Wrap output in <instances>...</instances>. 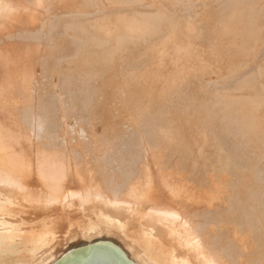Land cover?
Wrapping results in <instances>:
<instances>
[{"label": "bare ground", "instance_id": "bare-ground-1", "mask_svg": "<svg viewBox=\"0 0 264 264\" xmlns=\"http://www.w3.org/2000/svg\"><path fill=\"white\" fill-rule=\"evenodd\" d=\"M97 1L100 0H0V202L4 203L0 204V264H55L66 255H60L59 249H54L59 241L56 239L57 234L64 231L68 232L65 241L81 237L79 240L88 241L85 247L94 245L90 244V240L95 236H108L125 247L127 251L106 242L120 250L131 264H264V180L257 163L244 150L247 148V152H252L255 145L258 147V140L262 141L261 145L264 144L263 64L260 69L263 82L258 87L241 86L245 92L240 96L230 93L232 89L223 90L217 98L221 105H226L225 109L231 107V111L234 109L237 113L232 119L230 115L226 117L235 125L234 130L245 137L248 147L244 144L245 147L239 151L241 139L237 137L238 134L226 140L228 135L218 132L220 127L214 120L215 123H212L218 130L213 131V137V128H210L213 138L207 135L208 131L204 130L207 126L204 128L202 120L205 118L204 108L206 112L208 106L204 107L202 103L203 111L198 109L200 98L196 101L198 105L193 102L194 106H191L192 100H188V94L181 92L189 73L195 71L193 76H197L209 66L197 63L205 53L200 47L198 49L203 55H194L196 47L191 44L193 40L188 42L196 35L190 33L193 27L187 21L189 18H178L176 14L170 20L169 11L164 17L162 13L165 9L159 13L161 6L159 4L158 8L155 4V7L152 3L155 0H149L150 7L159 9L153 16L130 14L116 7L121 12L113 8L116 14L109 10L106 13L110 14L105 17H101L100 13L98 18L91 17L92 11L103 7L99 5L91 9L101 3ZM255 1H222L218 10L210 5L211 13H207L211 15V21L215 22L213 37L219 42L221 39L226 40L222 52L218 46H215L217 49H207L212 50L210 54L217 55L215 57L229 56L230 70L242 62L238 64V60L246 56L249 58L255 46L258 47L259 43L260 47V41L264 40V11L259 7L261 4L258 6ZM118 2V6L123 4L120 0ZM176 2L170 0L169 3ZM124 3L127 1L124 0ZM210 7L207 9L210 10ZM203 11L206 10H202V14ZM194 19L200 21L196 16ZM159 31L162 36L157 37ZM148 36L151 37V43L146 41L149 40L146 38ZM154 37L156 41L152 39ZM50 42L54 51L48 54L51 58L49 64L46 63L48 52L43 46ZM198 42L202 45L201 40ZM137 45H141L145 51H141V55L145 56L143 65L138 62L139 67L134 63L138 69L135 67L137 73L134 74L132 72L135 71L130 70L134 67H130L132 75L128 74L129 67L127 71L120 67L121 72L117 75L126 71L127 77H124L127 79L117 75H114V79L112 73L118 72L114 71L118 70L116 66L119 59L122 58V62H119L123 63L124 59L132 57ZM136 54L134 56L138 57ZM62 55H65L64 58ZM166 55L170 58L167 57L170 60L168 62H172L170 66L176 64L182 69L184 62L178 58L189 62L197 56V62L192 61L193 64L188 67L183 65L186 67L184 70L171 68L168 72L165 68L168 73L162 74V60ZM207 58H204L205 61L210 60ZM127 62L130 61L125 60ZM210 62L213 65L207 64L217 69L218 62L216 65ZM235 62L236 65L233 64ZM215 67L208 69L214 71ZM43 68H51V73L46 70L51 74L48 73L50 79H53L49 82L51 91L54 88L61 89L59 95L69 100V104L66 100L61 103L64 106H61L62 113L58 111L60 117L56 116L57 112L55 114L57 107L53 101L54 93H42L46 95L44 100L40 99L39 93L34 95L35 99L32 96V83L37 82L35 74ZM95 72H99L98 78ZM190 80L194 81L192 78ZM197 88L199 90L200 87ZM190 92L191 95L193 92ZM203 98L200 100L205 102ZM108 100L116 102L111 104ZM82 108L87 115L82 114ZM76 117L88 123L90 121L92 125L88 130L94 146L88 154L87 150L85 154L84 150L80 152L82 163H79L81 156L78 153L71 157L72 149H65L59 141L67 132V129H63L65 123ZM210 119L211 116L206 118L205 123ZM44 124L47 131L38 133ZM200 125H203L205 134L200 130ZM128 126H131V130L135 127V133L140 132L143 148L125 139L128 133L123 130ZM77 128L80 134L81 130L87 129L82 126V129ZM32 139H35L34 142ZM105 142H112L118 149L124 143H127V147L124 151L119 150L114 159L105 157L102 162H96L101 159L100 151ZM259 147L256 148L257 153ZM104 152L103 155L108 150ZM88 155L91 161L98 157L94 164L91 163L92 166L85 161ZM84 161L85 167L82 166ZM224 200H227L226 208ZM90 201L96 209L91 214L85 207L78 210ZM60 204L64 205L62 208L75 206L78 212L76 208H71L60 215ZM35 207L48 217L58 215L49 228L42 227L47 223L45 219L33 224V220L26 216ZM129 212L135 213L137 223L132 222ZM96 217L103 218V222ZM36 243L40 246L26 251L18 249L22 245L32 246ZM12 247L17 250L13 251ZM175 250H178L176 257ZM14 258L20 261L14 262Z\"/></svg>", "mask_w": 264, "mask_h": 264}, {"label": "rangeland", "instance_id": "rangeland-1", "mask_svg": "<svg viewBox=\"0 0 264 264\" xmlns=\"http://www.w3.org/2000/svg\"><path fill=\"white\" fill-rule=\"evenodd\" d=\"M123 4H120V6H118L119 5V3L120 2H118V0L116 1L115 0V2H118V3H115L114 2V0H100V1H97V2H101L100 4H98V5H96L95 6V8H91V9H96V8H98L97 6H103L104 7V9H102V8H98L97 10H94V11H92L93 13H94V15H93V13H91V17L92 16H94L95 18H98V16L99 15H101V17H105V16H107L108 14H110V13H106V12H109V10H112L113 8L115 9L116 7H120V8H122V9H124L125 11H129L130 12V14L131 13H135V14H137V15H141V16H143V15H147V16H153V15H155L158 11H159V9H155V8H153V6H151L150 7V5L151 4H149L150 3V1L149 0H146V1H144V0H136V2H135V0H134V2H133V0H125V2L127 1V3H124V0H120ZM147 1H149V2H147ZM156 1L158 2V3H156ZM165 1V2H164ZM170 2V0H155V2H152V3H154V6H155V4H157V7L159 8V4H160V6H161V9H160V11L161 10H163V9H165V10H167L166 12H165V10H163V13H162V11L160 12L159 11V13H162L163 15L165 14V15H167L169 12L171 13H169L168 14V17L170 18V20L171 19H173V17L175 18L176 16L178 17V18H185L186 17V20L187 21H190L189 22V25L191 26V28L193 27V30L190 32L191 34H196V35H190V33H189V36L191 37V39L189 40L188 39V42H191L192 40H193V42H191V44L193 43L194 45H195V51L193 50V53H194V55H198V57L202 54V53H205L206 55L207 54H209V55H211V56H209L208 57V55L206 56L205 54H204V56H206V57H204V56H202V57H199L200 59H199V61L197 62V56L195 57H193L192 59L193 60H190L189 62H188V64H187V62H185L184 60H182L181 58H178L179 59V61L181 62H184V64H182V67H183V69L181 68V67H179V68H181L180 70H184V68H186V67H188L187 65H191V64H193L192 63V61L193 62H197V63H199L200 62V64L199 65H203L204 67L206 66H208L207 67V70L205 69V71L203 70V72L204 73H202V72H199L200 74H198L197 72V76H193V74H195L194 72H193V74H191V73H189V75L190 76H188V77H186V76H184V77H186V81H187V79H188V81L187 82H190V83H188V85H187V82L185 81L184 82V90H182L183 88H182V86L183 85H181V87H180V89H181V92L183 93V94H188V100L189 99H191L192 101V104H191V106H194L193 104V102H196V101H198V98H202L203 96H204V98L203 99H205V102H204V100H203V102L199 99V105H201L202 103H204L203 105H204V107H207L208 106V108H206V109H208V110H206V112L208 113H206L205 112V108H204V120L206 119V118H210V116H211V121L210 120H208V122H207V124L205 123L206 121H204V120H202V122L204 123H202L203 125H204V128H203V125H200V126H202V129H200L199 127V129L200 130H202V132H204V134L208 131V133H207V135L209 134V135H211V137H212V134H213V137H214V135H215V132H213L214 130H218V127H220L219 128V130H218V132L220 133V134H224V135H228V139H226V140H229V139H231V137L233 136V135H237L238 133H237V130L235 131L234 129L236 128L235 127V125L232 123V122H229V117H226L227 115L229 116L230 115V119H232L231 117L233 116V115H236L237 113L236 112H234V109H233V111H231L232 110V108L231 107H228L229 108V110L226 108L225 109V107H226V105H224L223 106V103H222V105H221V102L218 100L219 98L218 97H220L222 94L221 93H223L224 91H228L229 89L231 90H229L230 91V93H232V92H234V93H232V94H234V95H236V96H240L241 94H243L245 91L244 90H242L243 88V86H251L252 87V85H253V87H258L262 82H263V78L261 77V75H260V69L261 68H263L264 67V40H262V41H260V42H262V43H260V47H259V43L257 44L258 45V47L257 46H255L256 48H254V50H253V52H252V54L249 56V58H248V56H246V58H242V60H238V64H239V62L240 61H242L238 66L236 65V62L235 63H233V64H235L236 66H232L233 68H232V70H230V68H229V66H228V64H230L231 63V61L229 60L230 58H228L229 56H225V55H220V57H215V56H217V55H214V54H210V52L212 53V50H210V49H214V48H216L215 46H218L220 49H219V51L220 52H222V49L221 48H225V44H226V40H222L221 39V42H219V40H216L214 37H213V35H212V29H213V26H214V21H211L212 19H210V17H211V15H209L208 16V11H210L209 13H211V9H212V7H214V10H216L218 7H219V3L221 4L222 3V1L223 2H225L226 0H201L202 2H200V0L198 1V0H177V2L175 3V4H170L169 2ZM181 1V2H180ZM198 1V2H197ZM210 1V3H208ZM217 1V2H216ZM220 1V2H219ZM255 1V0H254ZM106 2V3H105ZM128 2H130V3H128ZM145 2V3H144ZM188 2V3H187ZM211 2H213L214 4H211ZM216 2V3H215ZM256 2V4H258V6L261 4V6L262 5H264V0H256L255 1ZM258 2V3H257ZM167 3V4H166ZM218 3V4H217ZM140 4V5H139ZM149 6H148V5ZM163 4V5H162ZM198 4V5H197ZM209 4V5H208ZM136 5V6H135ZM142 5V6H141ZM148 7H146V6ZM153 5V4H152ZM190 5H192V8H191V6ZM205 5H207V6H209L210 7V5H213L212 7H210V10L209 9H207V8H209V7H205ZM124 6H125V8L127 9H125L124 8ZM145 6V8H143ZM163 6V7H162ZM165 6V7H164ZM186 6V7H185ZM194 6V7H193ZM261 6H259L260 8H261V10H263L264 11V6L263 7H261ZM128 7V8H127ZM135 8V9H130V8ZM156 7V6H155ZM216 7V8H215ZM151 8V9H150ZM153 8V9H152ZM177 8V9H176ZM182 8V9H181ZM263 8V9H262ZM138 10V12H137V10ZM144 9H145V11H144ZM150 11H148V10ZM188 9V10H187ZM195 9V10H194ZM206 10V11H203V14L201 13L202 12V10ZM220 9V8H219ZM100 10V11H99ZM106 10V11H105ZM116 10V9H115ZM115 10H112V12L111 13H113ZM133 10V11H132ZM136 10V11H135ZM153 10V11H152ZM157 10V11H156ZM218 10V9H217ZM91 11V10H90ZM105 13H104V12ZM120 12H121V10H119ZM119 11H118V9L116 10V12H118L119 13ZM156 11V12H155ZM169 11V12H168ZM116 12H114L115 14H116ZM149 12V13H148ZM168 12V13H167ZM181 12V13H180ZM200 12V14H198ZM97 13V14H96ZM100 13V14H99ZM102 13H103V16H102ZM113 13V14H114ZM143 13V14H142ZM205 13H206V15H205ZM99 14V15H98ZM104 14H106V15H104ZM173 14V15H172ZM177 14V15H176ZM186 14V15H185ZM191 14V15H190ZM198 14V15H197ZM165 15H164V17H165ZM174 15H176V16H174ZM185 15V16H184ZM201 17H200V16ZM171 16H173V17H171ZM193 16V17H192ZM195 16H196V18H199L200 19V21H198L197 19L195 20L194 18H195ZM94 17L92 18V19H94ZM166 18H167V16H166ZM169 18H167V20L169 19ZM190 18H192L191 20H195L194 21V23L196 24V23H198V22H200L199 24H197V25H193L194 23H193V21H191L190 20ZM207 18L209 19L208 21H207ZM203 19H205V21H203ZM202 21H203V23H202ZM209 21H211V23H213V24H211V23H209V25H207L208 24V22ZM170 22V21H169ZM172 22V21H171ZM204 22H205V26H204ZM201 23H202V25H201ZM171 24V23H170ZM212 25V27H211V25ZM193 25V26H192ZM201 26V27H200ZM210 26V27H209ZM194 27H195V29H194ZM204 27H206V28H204ZM216 27V26H215ZM197 28V29H196ZM199 28L201 29L200 31H202V32H200L199 31ZM207 29L209 30V31H207ZM196 30V31H195ZM204 31V32H203ZM160 32V31H159ZM199 32V34H197V33ZM206 32V33H205ZM209 33V34H208ZM162 34V32H160V34H158L157 35V37H160V36H162L161 35ZM207 34V35H206ZM204 35V36H203ZM209 35H210V37H212V38H210L209 37ZM149 36H151V35H149ZM148 36V37H149ZM194 36H196V37H194ZM201 36V37H200ZM146 37L147 39H149V40H146L147 42H150L151 41V37ZM152 37H153V35H152ZM164 37V36H163ZM197 37H198V40H197ZM205 37H207V39H205ZM199 38H201L200 40H201V44L202 45H200V43L198 42V41H200L199 40ZM203 38V39H202ZM152 39H154L155 40V37L154 38H152ZM195 39H196V41H195ZM208 39L210 40V41H208ZM153 40V41H154ZM202 40H206V41H202ZM215 40V41H214ZM156 41V40H155ZM33 41H31V43H32ZM197 42V43H196ZM204 42H205V44H204ZM211 42V43H210ZM223 42V43H222ZM34 43H36V42H33V44ZM38 43V42H37ZM151 43V42H150ZM150 43H148V44H150ZM206 43H208L207 45H206ZM212 43H214V45H211ZM217 43V44H216ZM219 43V44H218ZM39 44V43H38ZM47 44V45H46ZM46 44H44V50L46 49V53H47V57H46V59H47V62L46 63H49L48 61H51V58L49 59V52L51 53L52 52V50L54 49V47H51V45H53L51 42H50V44L49 43H46ZM63 44V43H62ZM66 44V43H65ZM147 44V45H148ZM192 44V45H193ZM211 46H210V45ZM221 44V46H224V47H221V46H219ZM40 45V44H39ZM58 45H59V43H58ZM191 45V46H192ZM204 45H206V47L204 46ZM49 46V47H48ZM138 47L136 48V49H134L135 50V53L133 52V59H134V61H132L133 59H132V57L130 56V58H126V59H124V62L123 63H121L122 61V58H120L119 59V61H121V62H119L118 61V64H117V69L118 70H113L114 72H116V71H118V72H116V73H112V77L115 75H117V73H119V72H121V69H120V67L121 68H123L124 70H126L127 71V68H128V72L130 71V70H132V71H135L136 69H138L137 68V66L136 65H139V67H140V64H142L143 65V62H145V56H143V55H141L143 52H141V51H144L143 50V48H142V46L141 45H137ZM149 46V45H148ZM204 46V47H203ZM263 46V47H262ZM41 47V46H40ZM46 47H48V48H46ZM126 47H128L129 48V46L127 45ZM125 47V48H126ZM201 47V51L203 50L204 52H202V53H200L201 51H200V49H198V48H200ZM207 47L209 48L210 47V49H207ZM214 47V48H213ZM217 47V48H218ZM262 47V49H260ZM53 48V49H52ZM127 48V49H128ZM140 48H141V50H140ZM193 49H194V47H192ZM203 48V49H202ZM216 48V49H217ZM196 49H198V51H196ZM48 50V51H47ZM68 50V49H67ZM66 50V51H67ZM126 50V49H125ZM130 50H132L133 51V49H131L130 48ZM138 50V51H137ZM207 50V51H206ZM258 50V51H257ZM262 50V51H261ZM54 51V50H53ZM66 51H64V53L66 52ZM128 51H129V49H128ZM128 51H126V52H128ZM131 51V52H132ZM141 52V53H140ZM145 52V51H144ZM130 53V52H129ZM137 53V54H136ZM139 53H140V56H139ZM199 53V54H198ZM258 53V54H257ZM260 53H261V55H260ZM138 55V57H141V58H139L138 59V57L137 56H134V55ZM255 54V55H254ZM65 56V55H64ZM64 56L62 55L61 57L62 58H64ZM143 56V57H142ZM259 56V57H258ZM50 57H52V54H51V56ZM165 57V56H164ZM168 56L166 55V57H165V59H168L167 58ZM208 57V58H207ZM211 57L215 60V61H213V59H211ZM225 57H227V58H225ZM62 58H59V59H62ZM68 58V57H67ZM138 59V60H135V59ZM204 58H207V59H209L210 58V60L212 61V62H214L215 63V65L217 64V62H218V64H217V66L219 67H217V69H216V67H215V69H213L214 71H212V69L210 70V69H208V68H214L213 66H211L210 64H212L213 65V63H211L210 62V60H206L207 61V63H210V64H207L206 63V61H205V59ZM49 59V60H48ZM140 59H142V60H140ZM146 59H147V55H146ZM165 59L164 60H162L163 61V65H162V67H164L163 68V70H165V68H167L168 69V72H169V69H171V68H177V69H179L178 68V66L176 67V64L174 65V64H172L173 66H170L169 64L170 63H172V62H168V61H170L169 59L168 60H166L165 61ZM221 59V60H220ZM245 59H247V60H245ZM125 60L126 61H130L129 63L127 62V63H125ZM196 60V61H195ZM244 60V61H243ZM254 60V61H253ZM137 61V62H136ZM138 62H141L140 64H138ZM178 62V61H177ZM219 62L221 63V64H219ZM223 62H224V64H223ZM245 62V63H244ZM35 64H37V62H34ZM136 65H135V64ZM190 63V64H189ZM50 64V63H49ZM120 64H123V66H121ZM127 66H126V65ZM205 64V65H204ZM207 64V65H206ZM233 64H231V65H233ZM263 64V67L261 66ZM130 65V66H129ZM165 65V66H164ZM186 66V67H184V66ZM220 65V66H219ZM50 66V65H49ZM167 66V67H166ZM180 66V65H179ZM211 66V67H210ZM228 66V67H227ZM259 66V67H258ZM261 66V67H260ZM51 67V66H50ZM130 67H134L133 69H130ZM135 67H136V69H135ZM224 67V68H223ZM227 67V68H226ZM238 67V68H237ZM161 68V67H160ZM225 68H226V70H225ZM229 68V69H228ZM44 69V68H43ZM37 70L38 72H36V74H35V77L36 78H34V79H36L37 80V82H33L32 83V86L31 87H33V89H32V96L34 97V95H36V93H39L38 95H39V97H41L40 99L41 100H44V98L46 97V95L45 94H42V93H46V92H50V93H54V98H53V101L56 103V109L57 110H55V114H56V112H57V115L56 116H59L60 117V113H62L61 111H63L61 108H63V107H61V106H64V105H62L63 104V101L64 100H66V102H67V104H69V100H67V97L66 96H64V95H62V96H60L59 94L61 93V89H56V88H54V89H52V91H51V87L49 86L50 85V83L49 82H52V80L53 79H50V76H51V71H50V69L51 68H49V70H48V68L46 69L47 71H49V72H47L45 69L44 70ZM130 69V70H129ZM162 69V68H161ZM160 69V70H161ZM167 69L165 70V71H161V73L162 74H164L165 72L166 73H168L167 72ZM189 69H190V67H189ZM221 69V71L220 72H218L219 70ZM209 70V71H208ZM225 70V71H224ZM228 70H230V71H228ZM41 71V72H40ZM112 71V72H113ZM123 71V70H122ZM124 72V74H123V72L119 75H117V76H123L124 77V75L125 74H127L128 72ZM132 71H130L128 74L129 75H132L131 74V72ZM192 71V70H191ZM223 71V72H222ZM210 72H211V74H210ZM215 72V73H214ZM217 72V73H216ZM222 72V73H221ZM231 72H233V73H231ZM40 73V74H39ZM48 73H49V75L50 76H48ZM97 72H95V75L97 76V78H98V73L96 74ZM132 73H134V74H136L137 72L135 71V72H132ZM138 73H139V71H138ZM165 73V74H166ZM202 73V74H201ZM213 73V74H212ZM225 73V74H224ZM227 73V74H226ZM41 76V77H39V75ZM47 74V75H46ZM205 74V76H203ZM215 74V77L213 76ZM217 74L219 75V77L217 76ZM223 74V75H222ZM94 75V74H93ZM192 75V76H191ZM199 75V76H198ZM201 75V76H200ZM206 75H207V77H206ZM43 76V77H42ZM46 78H45V77ZM91 76V75H90ZM96 76H95V78H96ZM115 76L113 77L114 79H115ZM216 76H217V79H216ZM85 77V76H84ZM87 77H89V76H87ZM123 77H122V79H123ZM125 77H127L126 75H125ZM125 77H124V80H126L125 79ZM198 77H200V79L198 78ZM206 77V78H205ZM213 77V78H212ZM220 77H222V78H220ZM260 77V78H259ZM96 78V79H97ZM192 78V80H194V81H191L190 79ZM195 78V79H194ZM199 80H198V79ZM46 79V80H45ZM47 79H50V80H48V82H47ZM117 79H121V78H117ZM197 79V80H196ZM256 79V80H255ZM43 80V81H42ZM202 80H204V81H202ZM34 81V80H33ZM38 81H40L39 83H38ZM204 82V83H202V82ZM255 81V82H254ZM44 82V83H43ZM45 82L47 83V85L45 84ZM258 84H257V83ZM35 83V84H34ZM43 83V84H42ZM55 83H57V82H55ZM193 83H196V84H194V85H198V86H194L193 85ZM246 83L248 84L249 83V85H246ZM39 84V85H38ZM41 84V85H40ZM58 84V83H57ZM60 84H61V79H60ZM59 84V85H60ZM204 84V85H203ZM201 85V86H200ZM44 86V87H43ZM48 86V87H47ZM203 86V87H202ZM218 86V87H217ZM242 86V87H241ZM35 87H36V89H35ZM41 87H43L42 89H45V91L44 90H42L41 89ZM47 88V90H46V88ZM195 87H196V89H195ZM197 87H200L199 88V90H198V88ZM220 87V88H219ZM187 88H189V90L187 89ZM190 88H192V89H190ZM218 88V89H217ZM223 88V89H222ZM226 88V89H225ZM235 88H237V89H235ZM41 89V90H40ZM48 89L50 90V91H48ZM240 89V90H239ZM40 90V91H39ZM54 90V91H53ZM187 91V93H186V91ZM190 90H192L191 92H190ZM196 90H197V92H196ZM207 90H208V92H207ZM211 90V91H210ZM213 90V91H212ZM224 90V91H223ZM240 92H239V91ZM42 91V92H41ZM58 91V92H57ZM60 91V92H59ZM221 91V92H220ZM189 92L190 93H192L193 94V96H192V94L190 95L189 94ZM199 92H201V93H199ZM216 93V95H215V93ZM57 94V96H56V94ZM208 93V95L206 96V94ZM47 94V93H46ZM202 94V95H201ZM219 94V95H218ZM221 94V95H220ZM43 95V96H42ZM45 95V96H44ZM53 95V94H52ZM196 95V96H195ZM124 96V95H123ZM191 96L193 97V98H191ZM200 96V97H199ZM211 97V99L209 98V97ZM214 96H216V97H214ZM37 97V96H36ZM194 97H196V98H194ZM215 99H213V98ZM218 98V99H217ZM34 99H35V97H34ZM194 99H196V100H194ZM208 99V100H207ZM207 100V101H206ZM210 100H211V103H210ZM221 100V99H220ZM57 101V102H56ZM109 101V100H108ZM112 102L114 101V103L116 102V100H111ZM209 101V102H208ZM58 102H60V103H58ZM112 102H110L109 101V103H111L112 104ZM168 102V101H167ZM191 102H189V103H191ZM207 102V103H206ZM220 104H219V103ZM58 103V104H57ZM62 103V104H61ZM113 103V104H114ZM209 104V105H208ZM195 105H198L197 104V102H196V104ZM198 105V107L197 106H195V108L197 107L198 109L199 108H201V110H202V106L203 105H201V106H199ZM59 106V107H58ZM70 107V106H69ZM84 107V106H83ZM224 107V108H223ZM59 108V109H58ZM231 108V109H230ZM69 109V108H68ZM87 109V108H86ZM81 110V112H83V110H84V112H85V109H80ZM60 113H59V112ZM87 111V110H86ZM203 111V110H202ZM227 113H226V112ZM80 112V113H81ZM84 112L82 113V114H84ZM233 112H234V114H233ZM59 113V114H58ZM115 113V112H114ZM229 113V114H228ZM225 114V115H224ZM232 114V115H231ZM54 115V114H53ZM84 115H87L86 113L84 114ZM208 115V116H207ZM210 115V116H209ZM222 115V116H221ZM82 116V115H81ZM145 117V116H144ZM58 118V117H57ZM77 119H69V121H68V123L66 122L65 123V125L63 126V129L66 131V129H67V132L66 133H64L65 134V136H62L63 137V139H62V137H60L59 138V141L61 142V144H63V147L65 148V149H69V150H71L72 149V151L70 152V154L72 155L71 157H73V155H75V154H79V157L81 156V151L82 150H84V152H83V154H85L86 152H85V150H87V154L89 153V151L90 150H92V147L94 146L93 144L94 143H92L91 141H93V140H91L92 139V137L90 136V130H88V129H90V126H92V125H90L91 124V122L89 121V123H88V121L87 120H82V118H78V117H76ZM214 118H216V119H214ZM221 119H224V120H221ZM77 120H78V123H77ZM216 121V125L218 126L217 128H216V126H215V124L213 125V123H215L214 121ZM239 121H240V118L238 119ZM85 121V122H84ZM86 121H87V123H86ZM212 121H213V123H212ZM83 123H85L84 125H83ZM208 123L210 124H212L213 126H211V127H209L210 125H208ZM223 123V124H222ZM226 123V124H225ZM82 124V125H81ZM206 124V125H205ZM222 124V125H221ZM45 125V126H44ZM44 125H42V127L43 128H41L40 129V131H38V133H40V134H42L43 132H45V131H47V126H46V124H44ZM70 125V126H69ZM79 125V126H78ZM85 125H87V127L85 126ZM221 125V126H220ZM81 126H82V128L84 129V128H87V129H84V130H81V134H80V130L78 131V128L77 127H80V129H82L81 128ZM138 126H139V124H138ZM244 125L242 124V128H244L243 127ZM69 127V128H68ZM75 127V128H74ZM103 127V126H102ZM129 127V128H128ZM128 127H126V129H124V128H122V129H124L123 131H126L127 133H128V136L125 138L127 141H129V142H131V144H134V145H136V146H139V148H140V146H141V148H143V140H142V138L140 137V132H138V131H136V133H135V127H132V130L130 129L131 128V126H128ZM134 128V129H133ZM212 129V132H210L211 131V129ZM38 130H39V128H37ZM37 129H36V131H37ZM44 129V130H43ZM46 129V130H45ZM61 129H62V127H61ZM99 129H104V131H107L105 128H99ZM206 131H204V130ZM207 129V130H206ZM221 129V130H220ZM41 130H43V131H41ZM73 130H75V131H73ZM87 130V131H86ZM210 130V131H209ZM246 130V129H245ZM78 131V132H77ZM82 131H83V134H82ZM69 132H70V134H69ZM139 134H138V133ZM217 132V131H216ZM76 133H77V135H76ZM87 133V134H86ZM210 133H212V134H210ZM75 134V135H74ZM79 134V135H78ZM106 134V136L108 135V133H105ZM131 134V135H130ZM72 135H74V136H72ZM89 135V136H88ZM77 136V137H76ZM109 136V135H108ZM140 138H139V137ZM79 137V138H78ZM212 137V138H213ZM226 137V136H225ZM237 137H239L240 139H241V144H238V149H239V151L241 150V149H243L244 147H245V145L248 147V145H247V143L244 141V139H245V137H243L242 135H237ZM70 138V139H69ZM132 138H134V139H132ZM138 138V139H137ZM33 140V142H34V140L35 139H32ZM91 140V141H90ZM132 140H133V142H132ZM62 141H64V142H62ZM138 141V142H137ZM70 142V143H69ZM72 142V143H71ZM74 142V143H73ZM257 142H259L258 144L260 145V147H259V145H258V147H259V150H258V153H257V151H256V148H258L256 145H255V147H254V149H253V151L251 152H247V148L246 149H244L245 150V152L246 153H248V155L250 156V158H253V160H254V162H256L257 163V165H258V168L262 171V172H264V164H263V160H264V144L263 145H261L262 143V141L260 142L259 140L257 141ZM69 143V144H68ZM79 143V144H78ZM84 143V144H83ZM105 143H106V145H105ZM104 144H103V148L101 149V151H100V153L103 155V153L102 152H104V154L107 152V150H108V152L105 154V155H101V159H100V157H99V159L100 160H96V159H98V157L97 158H95V159H93V161H91V159H88L87 157H89L90 155H88V156H86L85 157V161H87V163L90 165L92 162V164H94L95 163V160H96V162H99V161H101L102 162V159H104L105 157H106V159H114V155L117 153L118 154V151L120 150V151H124L123 149H125V147H127V143H124L119 149L118 148H116L113 144H112V142L110 143V142H105ZM108 143V144H107ZM261 143V144H260ZM263 143H264V140H263ZM75 144V145H74ZM245 144V145H244ZM257 144V143H256ZM71 145V146H70ZM90 145H92V146H90ZM240 145V146H239ZM77 146H78V148H80V149H78L77 148ZM80 146V147H79ZM83 146H85V147H83ZM90 146V147H89ZM105 146V147H104ZM113 146V147H112ZM261 146H262V148H261ZM84 149H83V148ZM76 148V149H75ZM110 148V149H109ZM231 148H233V147H231ZM261 148V149H260ZM263 149V151H261ZM104 150V151H103ZM114 150V151H113ZM141 150V149H140ZM75 151V152H74ZM111 151V152H110ZM113 151V152H112ZM116 151V152H115ZM242 151V150H241ZM254 151H256L255 153H254ZM261 153H260V152ZM110 152V153H109ZM141 152H143V150L141 151ZM74 153V154H73ZM245 153V154H246ZM258 155H257V154ZM259 153L261 154V156L259 155ZM77 154V155H78ZM116 154V155H117ZM254 154H256V155H254ZM76 155V156H77ZM254 155V156H253ZM97 156V155H96ZM143 156H144V154H143ZM259 156V157H258ZM79 157L77 158V159H79ZM95 157V156H94ZM103 157V158H102ZM82 156L80 157V161L81 162H79V163H82ZM85 161H84V163L82 164V166L83 167H85ZM88 161H91L90 163L88 162ZM263 161V162H262ZM92 164H91V166H92ZM88 165V166H89ZM116 164H114V166H115ZM109 167V166H108ZM116 168V167H115ZM117 169V168H116ZM115 170V169H114ZM113 170V171H114ZM230 177V176H229ZM227 190V189H226ZM226 190H225V194H227L226 193ZM228 191V190H227ZM0 198H1V196H0ZM226 198V197H225ZM74 201L76 200V199H73ZM225 201V200H224ZM227 201V200H226ZM225 201V204H224V207L226 208V206L225 205H227V202ZM0 204H4L3 202H0ZM61 205V206H60ZM60 205H58L59 206V213H60V215H62V213L63 212H65L66 210H68V209H73V208H76L75 206H72V207H65V208H62V206H64V205H62V204H60ZM83 207H85V208H87V209H89L88 210V213L89 214H91V212L93 211V209H95V204L92 202V201H90V202H87V203H84L78 210H80V209H82ZM134 208L136 209L137 207L136 206H134ZM96 210V209H95ZM76 212H78L77 211V208H76ZM29 213H31L30 215H26V216H28V218L31 220H33V224H36V223H39L40 221H42V219H45L46 220V224L45 225H43L42 227H43V229H47V228H49L50 227V225L52 224V222L56 219V217L58 216L57 214H55L54 216H51V217H48V216H46V215H43L42 214V212L40 211V210H37L36 209V207L35 208H33ZM132 214V215H131ZM23 215H25V214H23ZM129 216H131L132 218H131V220H132V222H134V223H137V221L138 220H136L137 219V216L135 215V213H133V212H129ZM142 218V217H141ZM96 219L97 220H99L100 222L102 221L103 222V218H101V219H99V217H96ZM143 219H145L144 217H143ZM86 229H89V231H91V229L90 228H86ZM77 231H79V230H77ZM66 233H68L67 231H64V232H62V233H60V234H57V236H56V239H58L59 241H58V243H56V246L54 247V249H56V250H58L59 251V254L61 255V254H67V253H69V252H71V251H73V250H76V249H79V248H83V247H85L86 245H87V243H88V241L87 240H85V239H81V240H79L80 238L78 237L77 239L79 240H74V239H72V240H64L65 239V237H67L66 236ZM90 244H96V243H100V242H110V243H112L113 245H115V246H119V247H121L122 249H124L125 251H127L126 249H125V247H123V246H121V245H119L117 242H115L113 239H110V237H108V236H103V235H101V236H95L94 238H92L91 240H90ZM32 246H29V244L28 245H22V247L21 248H19L18 247V249L20 250H23V251H26L27 249H29L30 250V248H32V247H39L40 245L39 244H31ZM46 246H48V245H44V247H46ZM12 249H13V251H16L17 250V248H15V247H12ZM48 251V250H47ZM46 251V252H47ZM178 253V250H175V255H174V257H176V254ZM25 255H26V253H24ZM13 261L14 262H16V261H20V260H17L16 258H14L13 259Z\"/></svg>", "mask_w": 264, "mask_h": 264}, {"label": "water", "instance_id": "water-1", "mask_svg": "<svg viewBox=\"0 0 264 264\" xmlns=\"http://www.w3.org/2000/svg\"><path fill=\"white\" fill-rule=\"evenodd\" d=\"M261 171V170H260ZM264 180V172L261 171ZM55 264H131L115 246L100 242L73 250Z\"/></svg>", "mask_w": 264, "mask_h": 264}]
</instances>
